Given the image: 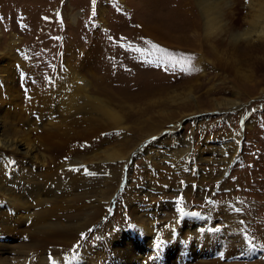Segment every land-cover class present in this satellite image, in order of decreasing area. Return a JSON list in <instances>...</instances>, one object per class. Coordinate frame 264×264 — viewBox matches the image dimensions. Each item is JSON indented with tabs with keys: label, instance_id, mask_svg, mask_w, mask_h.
<instances>
[{
	"label": "rangeland",
	"instance_id": "1",
	"mask_svg": "<svg viewBox=\"0 0 264 264\" xmlns=\"http://www.w3.org/2000/svg\"><path fill=\"white\" fill-rule=\"evenodd\" d=\"M215 1L0 0V88L15 89L7 93L11 102L6 107L20 118L32 116L39 127L47 116L42 120L37 113L55 108L51 127L28 131L20 120L19 141L30 138L35 155L64 166L61 175L66 177L62 190H53L46 203L28 199L23 204L26 213L18 215V225L1 236V246L11 252L0 257V264H52L49 258L59 256L66 264H80L79 257L91 255L97 256L95 264L101 258L110 264L111 240L125 237L131 245L138 244L133 234L140 214L161 226L157 242L169 224L161 220L162 211L175 212L170 205L204 219L206 210L198 215L194 211L205 209L208 202L197 195L189 201L182 193L191 191L193 163L178 169L165 157V151L177 152L176 145L188 138L190 154L208 151L207 161L198 163L203 175H214L201 183L207 193L213 189L208 207L215 212L222 202L233 201L227 206L230 216L233 212L230 218L240 216L241 226L250 223L255 236L245 237L252 249L223 264H264V232L259 228L264 219V47L235 45L215 30L225 23L229 27L235 17L239 26L248 27L243 24L247 12L242 0H223L219 8L224 22L207 34L202 12ZM229 1L234 6L229 7ZM161 131L160 137H151ZM231 134L241 138L238 155L231 148L223 157L226 161L213 160L221 158L211 154L212 143L205 142L217 139L223 144ZM106 152L119 156L109 161ZM50 174L48 187L56 183L54 171ZM128 183L129 191L122 195ZM97 220L103 227L84 231L85 239L71 227ZM56 222L64 231L48 232L45 239L39 229ZM252 226L260 230L259 237ZM185 240L180 247L188 245ZM165 248L145 262L201 264L191 258L196 249L192 254L187 248ZM207 253L204 260L212 264L220 262L225 250Z\"/></svg>",
	"mask_w": 264,
	"mask_h": 264
},
{
	"label": "bare ground",
	"instance_id": "2",
	"mask_svg": "<svg viewBox=\"0 0 264 264\" xmlns=\"http://www.w3.org/2000/svg\"><path fill=\"white\" fill-rule=\"evenodd\" d=\"M242 1L244 2V8L247 12L246 17L243 18L244 19L243 24H246L248 27L243 29V26H239L238 21H237L238 18L235 17L232 21L230 20L231 22L229 23V27L226 25L227 23H225L222 26H219V28L215 30L218 32L219 35H222V34L226 35L227 39L232 41L235 45L238 44L239 42H243L244 46H246L247 48L264 47V0H262L263 2L257 1V0H242ZM221 2L223 3V0H216L215 3H213V5L209 7V9L205 7V9L202 12V15L205 20V29H206L207 34L211 32L212 30H214L213 29L214 24L219 25V24H222V22H224V18H223L224 14L223 12H221V9L219 8L221 7L220 4L222 5ZM226 4L229 7L234 6L231 1H229ZM5 89L6 90L4 92V90L0 88V240L3 239V237L1 236H3L5 232L6 233L10 231L12 232L15 229V226L13 227V224L16 225V219L19 218L18 215L21 214V211H24L23 204H25V202L28 201V199L31 201H36L38 203L39 202L46 203V201L48 200L47 199L48 195L49 194L53 195L54 194L53 190L55 189L57 190L61 189L64 186L63 184L66 180V177L61 175L62 174L61 172L64 166L51 165L50 163H48V160L45 156L38 157L37 155H35L36 150L34 149V144L31 143L30 138L23 137L24 140L21 139L19 141L20 136H19V130L17 127V124L19 123V121L24 120V126L26 130L28 131H31V130L37 131L38 129L36 127H39L38 121L33 120L32 116L30 115L28 116V118H20L16 111H12L10 109L8 110L6 106L7 104L10 105L11 98L7 93L14 91L15 89L14 88H5ZM65 91H67L66 100L69 102V100L71 99H70V94H68L69 93L68 88H65ZM237 107L232 108V109H236ZM55 111H56L55 108L48 106V108H45L41 110L39 113H37L39 115V118H42V120L45 119L47 116L46 118L47 120L45 119L44 124H42V126L39 128H43L44 126L51 127L53 125L52 120H53ZM249 125H251V123ZM162 132L163 131L157 134H153L151 137L159 136ZM178 135H179V132H178ZM171 140L175 141V139H171ZM214 140H217V139H213L210 142L208 141L205 142L206 144L212 143L211 146L209 145L210 147H208L210 148L209 151L211 152V154L216 155L221 158V159H218L217 157H214V158L212 157L213 160L226 161V159H223V157L227 154V151H229L231 148L235 151L236 156L238 155V146L241 140L239 136L235 134H231L229 136V139H227L226 142L223 144L216 143V141ZM176 146L178 147V151L175 152L174 151L175 148H172L171 150L173 151H170V152H168L169 150L165 151L166 152L165 157H167L166 159H169L170 163H172L173 165H177L178 169H181V167H184L185 163L186 164L189 162L193 163L192 166L190 165L191 171L193 172V173L191 172L192 173L191 178L190 176L185 175L189 177L191 180V185H190L191 191L190 193L189 192H182V193H184L187 196L189 201L191 200V195L193 197L197 195V196H200L202 200H206L208 202V204L205 205L206 206L205 209L194 211V213L198 215V214H201L200 212H204L206 210L205 214H203L204 216H202V218L204 219H199L196 216L191 217L189 215L190 212L185 210V208L183 209V212H181V211L176 210L177 209L176 206L170 205V208H173L175 212H173L174 214H172L171 212L173 210H171L170 212L168 210L162 211L164 216L161 218V220L165 219L166 221H168L169 224H168L167 229L166 230L164 229L165 231H164V236L162 237L163 239L161 238V241L157 242V240H159L160 238L158 235V232L160 233L159 230H162L160 229L161 226L159 228L158 227L159 223H154L153 220L140 214L138 218L136 217V219H138V222H139L138 225H136L137 232L133 234V236L135 235L134 237L137 238L138 244L136 243L137 245H131V243L128 240H126L125 237H120L118 240H113V241L111 240L110 241L111 243L109 245L110 247L108 245L107 246L108 248H110L109 253L114 258V260L111 259L110 264H147L146 263L147 261L145 262V259L151 255H153L154 257L155 252L158 251V249L160 251L161 246H165L166 247L165 249L171 250V252L174 250H178V252H181V251L184 252L182 249L187 248L189 249V251H192L191 252L192 254L195 253V257H193L192 255L191 258L193 260L198 261L201 264H208L204 260V257L208 255L207 251L209 249L210 251H219V249L225 250V254L223 255L224 257H221L220 262L219 261L217 263L212 262V264H223L222 262L223 260L230 261L236 257L235 254L239 256L240 255L243 256V252L248 251L249 249L253 248L252 245L248 243L247 242L248 240H246L245 238L247 236L255 237L253 236L252 233H250L251 232L249 230L250 223L248 226H241L239 222L244 221V219L237 220L240 217L238 215H237L238 216L237 219L236 218L232 219L234 215L232 218H230L233 213L232 211H231L232 212L231 216L228 214L227 206L228 204L231 205L233 201L228 202L225 200L226 202H222L221 205H218L216 207L217 210H215V212L212 209L213 207L211 208L208 207L210 206V202L214 198L212 194L213 189L207 193L206 189L202 187L201 183L206 181L207 178H213L214 175L209 176V173H212L209 171H205V175H203L204 171L198 165V163L201 164L207 161L205 158L206 157L205 154H207L208 151H205L202 149L201 152H199L200 154H197L198 152L197 153L193 152L192 154H190V152L192 151L191 150L192 142L190 141L189 138L187 140L184 139V141L181 143L179 142ZM145 147H148V146H145ZM163 153L164 151L162 152V154ZM106 155L109 161H113L119 156L113 152H109ZM129 160H130V156L127 157V163L129 162ZM233 160L230 162V164L233 163ZM73 164L83 165V162L75 161ZM182 164H184V166ZM72 165L70 164V166ZM42 168L45 170V172H43ZM195 169H197L196 171L197 174H194ZM51 171H54V176L52 177L56 178L55 179L56 183H53L52 185L48 187V183L50 182V178H51V174H50ZM120 174H121L120 175V180H121L123 170ZM182 174L184 175V173ZM129 185L130 184L128 183L125 193H122V195L128 193ZM153 188H156V187L153 186ZM148 190L149 189L147 190L144 189V192L146 193V191ZM193 190L195 193H192ZM115 193L116 192H114V194L110 195V197L108 198V203H107L106 208L110 207V201L114 197ZM147 195L149 196L148 192H147ZM156 199H157V196H156ZM228 199H232V197H228ZM133 200L134 199L131 198L130 201H133ZM229 207L230 206H228V208ZM209 211L211 214L209 213ZM24 212L26 213V211ZM219 212H221L222 214L220 215ZM192 215H193V212H192ZM218 219H221V221H218ZM245 219L249 222V218H245ZM98 222H99L98 220L92 223L88 221L75 222L74 226H71V227L77 234H80L86 230L92 229V227L98 228L99 226V228L101 229L103 226L102 224H98ZM259 228L263 233L264 232V219L260 221ZM253 230L254 231L256 230L254 226H252V231ZM260 230H256L257 231L256 237H259L261 235ZM63 231H64V227L60 223H57V222L49 226L48 224L44 225L39 229V233L43 235L45 239H48V235H49L48 232L50 233V235H52V234H60ZM183 239H186L185 243H187L188 245L185 247H180L179 245L181 244V241ZM263 239H264V236H263ZM49 240H52V239L49 238ZM163 240H166V241L164 242ZM1 243L2 242H0V257L1 256L3 257L4 255H7L9 253L10 247L7 249L5 248L7 246L3 247L4 245L1 246ZM113 245H115L116 247L113 248ZM117 245L119 247H117ZM193 249H196L194 253H193ZM136 251L140 252V254L137 253ZM96 257L97 256L93 257L92 255L89 257H79V258H83V259H80L81 261L80 264H95L97 260ZM101 259H98L100 263H96V264H104V262ZM49 260H50V263L52 264H66V262H68L64 260L63 257L61 256L52 257V258L50 257ZM11 261L12 260L10 259V262ZM184 262L186 263L187 260H185ZM4 263L5 262H3V264ZM172 263L175 264L174 262ZM160 264H163V263H160ZM229 264H233V263H229Z\"/></svg>",
	"mask_w": 264,
	"mask_h": 264
},
{
	"label": "snow or ice",
	"instance_id": "3",
	"mask_svg": "<svg viewBox=\"0 0 264 264\" xmlns=\"http://www.w3.org/2000/svg\"><path fill=\"white\" fill-rule=\"evenodd\" d=\"M156 50L159 51V52H161V53H165V52H166L165 49H162V48H159V47H157ZM73 170H77V171H78V169H73ZM180 211L183 212V209H181ZM88 231H89V232H92L93 229H89ZM80 237H81V239H85V238L87 237V234L84 233V232H82V233H80ZM74 247H75V248H78L79 245H76V246H74ZM72 259H73V261H75V260H76V256L74 255V256L72 257Z\"/></svg>",
	"mask_w": 264,
	"mask_h": 264
}]
</instances>
